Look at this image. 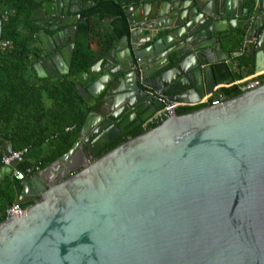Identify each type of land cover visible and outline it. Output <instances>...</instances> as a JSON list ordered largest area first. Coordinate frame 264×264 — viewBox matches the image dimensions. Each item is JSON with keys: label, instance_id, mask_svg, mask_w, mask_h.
I'll return each mask as SVG.
<instances>
[{"label": "water", "instance_id": "obj_1", "mask_svg": "<svg viewBox=\"0 0 264 264\" xmlns=\"http://www.w3.org/2000/svg\"><path fill=\"white\" fill-rule=\"evenodd\" d=\"M32 1L47 54L37 76L66 75L93 110L64 155L18 181L26 212L0 223V264H264V83L216 105L168 110L96 158L160 108L148 90L194 105L226 96L234 76L224 43L250 44L253 71L263 72L264 0H141L125 11L129 35L73 75L77 0ZM55 13L58 23L45 24ZM22 161L1 167L0 183L15 180Z\"/></svg>", "mask_w": 264, "mask_h": 264}, {"label": "trees", "instance_id": "obj_2", "mask_svg": "<svg viewBox=\"0 0 264 264\" xmlns=\"http://www.w3.org/2000/svg\"><path fill=\"white\" fill-rule=\"evenodd\" d=\"M140 1L95 0L96 4L83 12L85 23L77 24L70 75L87 70L123 36L129 35L125 11ZM35 8L36 3L32 0H0V168L4 156L3 144L10 142L14 151L27 149L18 169L25 171L32 168L33 174L37 172L36 167L42 171L71 148L79 137L87 115L93 110L78 95L67 76H37L34 64L39 56V50L36 54L39 27L30 21ZM109 18L112 20L106 24ZM237 44L239 46L240 43ZM248 58H236L238 67L249 69L253 66ZM240 76L237 75L238 78ZM257 80L263 84L264 75ZM224 92L229 98L240 94L235 88L224 89ZM197 108L200 107L184 110ZM141 133L143 130L139 127L124 135L107 145L96 158ZM20 191L17 180L12 177L2 179L0 223L4 221L1 213L6 206L16 203Z\"/></svg>", "mask_w": 264, "mask_h": 264}, {"label": "built area", "instance_id": "obj_3", "mask_svg": "<svg viewBox=\"0 0 264 264\" xmlns=\"http://www.w3.org/2000/svg\"><path fill=\"white\" fill-rule=\"evenodd\" d=\"M5 46L6 44L3 45V47ZM259 85H261V83L257 79L253 78L249 80L244 79L242 81H233V83H231V85L227 87H233L236 90H238L241 94L246 91L253 90L257 88ZM147 93L160 104V108L153 114L152 117H150L140 126L143 132L163 123L165 121L164 118L165 112L168 110H179V109L184 110L186 108H196V107L202 108L210 105H216L218 103L225 101L226 99H229V97L226 96H219L217 99L205 100L194 105V104L175 102L171 100L165 93L153 92L151 90H148ZM26 153H27V149H22L20 151H13V153L10 156H3L2 166H10L12 162L20 160ZM35 170L37 172H40V170L37 167L35 168ZM33 171L34 170L32 168H29L25 171L14 169L12 175L15 178V180L22 181L25 178L29 177V175H32ZM25 212H26V208L22 207L18 203H15L10 205L5 210V215L3 218L4 220L9 218H20L25 214Z\"/></svg>", "mask_w": 264, "mask_h": 264}, {"label": "crops", "instance_id": "obj_4", "mask_svg": "<svg viewBox=\"0 0 264 264\" xmlns=\"http://www.w3.org/2000/svg\"><path fill=\"white\" fill-rule=\"evenodd\" d=\"M133 6H136V5H132L130 7H133ZM130 7H128V8H130ZM111 20H112L111 18L107 19L106 24H109L111 22ZM241 35L243 36V33H241ZM237 43H240L239 46H237L238 45ZM250 49H251V45L245 44L244 40H242V39L237 40V42L234 44H227V43L223 44V50L229 52L231 55L230 61L228 64L230 66V69L233 72L234 81H242L244 79L249 80V79H253V78L258 79L259 76L264 75V71L259 72V73H255L253 71V69H254L253 66L250 67L252 70L250 68L247 69L246 67H240V68L238 67L236 58L243 57V56L246 59H247V57H249L248 59H251L250 63L253 64L254 56L251 54ZM250 70L252 72L250 74H247ZM238 74L241 75L240 78L237 77ZM229 85H231V84H229ZM229 85H227V86H229ZM227 86L223 87V90L233 88V87H227ZM205 100H208V99H203V100H201V102L205 101ZM6 143H8V142H6ZM75 156H76V154H73L70 157L66 158L63 162L55 165L52 173H50L51 175L50 174L45 175V177H47L48 179H50V181H52L54 178H56L59 175V173L62 171V169H66L69 164L73 163ZM42 171L40 170V172H42ZM31 176H33V175H31ZM31 176H29V177H31Z\"/></svg>", "mask_w": 264, "mask_h": 264}, {"label": "flooded vegetation", "instance_id": "obj_5", "mask_svg": "<svg viewBox=\"0 0 264 264\" xmlns=\"http://www.w3.org/2000/svg\"><path fill=\"white\" fill-rule=\"evenodd\" d=\"M42 2H44V3H46V4H53L54 6H55V3H57V0H42ZM96 3H95V0H77L76 1V3L74 4V5H71L72 6V9H73V11H75L76 13L75 14H73V15H71V18H70V20L72 19V18H75V16H77L75 19H76V21H77V24H79V23H82L81 21L82 20H84L85 21V18L83 17V12L84 11H87L88 9H90V8H92L94 5H95ZM78 5V6H77ZM40 6H41V4H36V8L34 9V11L35 10H37V9H39L40 8ZM79 10V11H78ZM33 11V12H34ZM32 12V13H33ZM32 15V14H31ZM69 15V14H68ZM31 17V16H30ZM62 17H60V16H58V14L57 13H55L52 17H50V18H48L47 19V22L45 23V24H49V26H53V25H55L56 23H58V21L61 19ZM35 26H37V27H39V30L37 31V33H36V35L41 31V27H40V25H38L37 24V22L38 21H32V20H30ZM40 21V20H39ZM74 24V23H73ZM76 28H77V25H76ZM47 32L50 34V35H54L55 34V32L56 31H51V30H47ZM73 37V35L72 34H69V42L66 44V45H70L71 43H72V41H71V38ZM36 45H38V46H36L38 49H37V52H36V54H38V50H39V56L37 57L38 59V61L36 62V63H38V62H40L47 54H45L44 52H43V50H42V47H41V44H40V42H39V40H38V42H37V44ZM32 55H34V51H32ZM35 63V64H36ZM34 64V65H35ZM58 76H60V75H58ZM64 76H66V75H64ZM138 129V128H137ZM137 129H135V130H137ZM105 148V147H104ZM103 148V149H104ZM103 149L101 150V152L103 151ZM101 152H99V153H101ZM36 174V173H35ZM34 175V174H33Z\"/></svg>", "mask_w": 264, "mask_h": 264}]
</instances>
